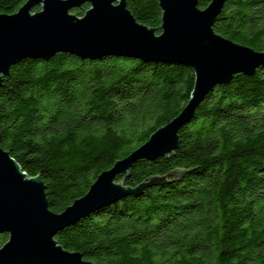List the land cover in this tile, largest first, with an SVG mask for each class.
Instances as JSON below:
<instances>
[{
  "label": "trees",
  "instance_id": "16d2710c",
  "mask_svg": "<svg viewBox=\"0 0 264 264\" xmlns=\"http://www.w3.org/2000/svg\"><path fill=\"white\" fill-rule=\"evenodd\" d=\"M25 1L0 0V12ZM126 5L138 22L160 25L158 0ZM213 30L264 51V0H227ZM193 77L189 67L121 57L23 59L0 84L1 146L42 178L49 209L61 212L178 114ZM178 135L174 155L138 160L116 181L198 168L97 209L57 242L96 264H264V65L216 85ZM7 238L0 233V247Z\"/></svg>",
  "mask_w": 264,
  "mask_h": 264
},
{
  "label": "water",
  "instance_id": "95a60500",
  "mask_svg": "<svg viewBox=\"0 0 264 264\" xmlns=\"http://www.w3.org/2000/svg\"><path fill=\"white\" fill-rule=\"evenodd\" d=\"M198 1L158 0L159 26L138 22L126 0H26L13 13L0 12V84L17 62L26 58L48 60L56 53L86 61L111 56L146 64L180 65L194 74L191 94L178 114L102 170L85 194L61 212L49 209L42 178L24 172L1 146L0 137V233L8 234L0 247V264H96L80 251L64 249L56 234L124 196L139 195L147 187L173 182L198 168L151 175L136 186L116 181L118 175L127 178L138 160L174 155L179 130L192 120L205 96L234 74L252 75L264 65V51L213 30L227 0H211L205 8H200ZM85 3L89 7L83 15L72 12ZM168 175L173 176L172 181L166 180Z\"/></svg>",
  "mask_w": 264,
  "mask_h": 264
}]
</instances>
